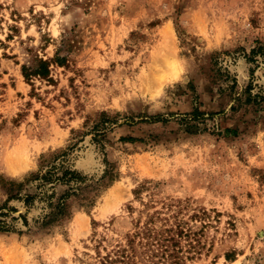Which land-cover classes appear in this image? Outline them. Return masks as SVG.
Masks as SVG:
<instances>
[{
  "label": "rangeland",
  "instance_id": "obj_1",
  "mask_svg": "<svg viewBox=\"0 0 264 264\" xmlns=\"http://www.w3.org/2000/svg\"><path fill=\"white\" fill-rule=\"evenodd\" d=\"M57 52L50 80L25 81L22 65ZM248 88L264 96V0H0V213L13 227L0 264H100L150 200H180L204 225L183 264H264V103H246ZM102 113L114 123L97 136ZM61 161L83 181L37 188Z\"/></svg>",
  "mask_w": 264,
  "mask_h": 264
},
{
  "label": "trees",
  "instance_id": "obj_2",
  "mask_svg": "<svg viewBox=\"0 0 264 264\" xmlns=\"http://www.w3.org/2000/svg\"><path fill=\"white\" fill-rule=\"evenodd\" d=\"M251 59L253 60V53ZM32 65H22L21 73L25 81L29 83L33 78H40L50 80V65L55 64L63 66L66 62L65 56H61L58 52L52 59L44 60L36 56ZM246 103H254L258 107L264 103V96L260 94L251 95L250 88L246 90ZM194 118L202 116L203 113L197 108L193 111ZM101 119L93 125V130L97 136H102L104 130L107 128L106 124H113L114 121L108 118L105 113L101 114ZM153 119V118H152ZM155 121V120H154ZM231 130L227 129L226 132ZM61 161V164L54 162L48 163L39 173L34 176V181H38L39 189H43L48 184L65 183L72 181H83V177L78 175L74 170L66 167ZM106 175L112 176L110 171H106ZM22 183L4 182L3 188L7 191L8 199H17L23 201L26 206L30 204L34 196L25 193L21 194ZM43 193V192H41ZM51 198V196H50ZM65 197L60 198L56 205L49 203V207L55 209V212H50L44 217L43 225L50 224L58 216L64 215V201ZM62 200V202H61ZM180 200H170L169 202H162L161 206L157 208L155 202L150 200L147 202L148 209L145 219L142 221L139 218L131 232L127 233L124 241L114 245L105 255L100 257V264H183L187 258L193 257L199 253V233L202 232L204 225L197 227L195 223L188 222L184 216H181L186 205H182ZM153 209V210H150ZM15 210V209H14ZM203 214L205 212H202ZM8 213H0V232H8L13 230L11 226L1 220L6 217ZM198 214L193 213L189 219L194 220L199 218ZM25 226L28 225L25 215H19ZM12 217V220H16ZM198 229V231H197ZM200 229V230H199ZM227 259H231L227 256Z\"/></svg>",
  "mask_w": 264,
  "mask_h": 264
},
{
  "label": "bare ground",
  "instance_id": "obj_3",
  "mask_svg": "<svg viewBox=\"0 0 264 264\" xmlns=\"http://www.w3.org/2000/svg\"><path fill=\"white\" fill-rule=\"evenodd\" d=\"M169 55H170V53H169ZM156 62H157V60H156ZM162 62H164V60L162 61ZM171 63V62H170ZM169 67V66H168ZM171 67V66H170ZM173 68V67H172ZM169 70V69H168ZM173 70H175V69H173ZM160 73V72H159ZM158 75V74H157Z\"/></svg>",
  "mask_w": 264,
  "mask_h": 264
}]
</instances>
